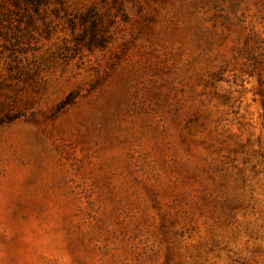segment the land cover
<instances>
[{
  "label": "rangeland",
  "instance_id": "374dc122",
  "mask_svg": "<svg viewBox=\"0 0 264 264\" xmlns=\"http://www.w3.org/2000/svg\"><path fill=\"white\" fill-rule=\"evenodd\" d=\"M0 264H264V0H0Z\"/></svg>",
  "mask_w": 264,
  "mask_h": 264
},
{
  "label": "trees",
  "instance_id": "16d2710c",
  "mask_svg": "<svg viewBox=\"0 0 264 264\" xmlns=\"http://www.w3.org/2000/svg\"><path fill=\"white\" fill-rule=\"evenodd\" d=\"M30 1H37V0H30Z\"/></svg>",
  "mask_w": 264,
  "mask_h": 264
}]
</instances>
